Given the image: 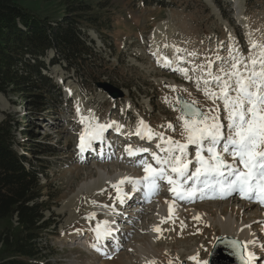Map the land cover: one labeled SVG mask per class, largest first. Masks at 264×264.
I'll list each match as a JSON object with an SVG mask.
<instances>
[{
    "label": "rangeland",
    "instance_id": "obj_1",
    "mask_svg": "<svg viewBox=\"0 0 264 264\" xmlns=\"http://www.w3.org/2000/svg\"><path fill=\"white\" fill-rule=\"evenodd\" d=\"M84 1L95 8L100 5L106 20L105 35L101 36L91 28L85 32L88 40L92 41H88V44L97 54L93 72L88 76L81 73L79 79L71 71H66L63 63L47 67L53 55L48 50L44 57L47 70L43 72L60 91V96L51 98L48 105L39 109L33 108L28 102L30 98L24 104L17 94L0 93V121L5 117L10 119L15 140L31 151L38 152L40 147L46 151L41 156V162H36V167L41 172V183L46 185L44 193L48 191L52 199L43 197L51 205L50 211L44 212L51 226L45 232L49 237L48 243L44 240L40 243L42 254L38 261L41 264H101V261L140 264L137 252L139 246H149L153 258L159 260L160 264H169L170 260L173 264H198V261L204 264L209 259L216 238L222 236L221 222L230 218L239 226L250 225L246 227V233L255 243L244 254L252 252L256 257L254 264H264V248L261 247L264 245V223H259L264 221V206L259 203L249 202L235 194L227 199H197L191 203H177L173 205L172 212L175 224L172 220L162 224L161 218L169 216V203L165 201H172L168 186L164 185L160 194L152 198L150 203L140 201L143 193H135L134 199L127 203L128 206L126 204L127 207L124 206L125 211L123 209L119 213L122 225L126 227V231L120 234L119 250H116L114 240L104 241L111 256L109 259L90 247L94 237L90 229L96 226V222L109 220L113 214H108L107 209L97 205L84 210L82 204L89 198V201H96L98 205L115 204L117 207L115 190L105 184L102 193L98 187L96 192L90 194L86 190L79 191L81 186L94 188L99 177H105L107 181L109 174L120 178L124 175H143L142 169L133 167L132 162L126 158L124 148L132 144L151 149L154 145L127 134L135 130L140 119L155 130H162L159 126L168 122L175 124L178 113L169 107L165 97L174 100L177 95H183L186 99L198 101L199 107L207 109L211 106L203 94L197 91L193 81L184 79L173 69L179 64L180 67L188 68L189 74L193 75L192 64L204 62L206 56L214 58L217 51L221 56H226L228 48L233 45L247 55L249 33L252 40L264 42V0H175V4L163 9L156 5L141 7L139 1L133 0ZM19 3L52 20L63 13L56 1L20 0ZM247 3L250 4L248 8ZM156 23L165 32L168 43L182 49L180 53L173 52V58L179 55L185 57V60L171 67L157 64V57L148 52L150 41L147 40ZM160 51L158 56L165 59L166 55L163 54L166 52L164 49ZM189 52H196L197 55L189 56ZM101 60L104 61L103 66H99ZM98 82H108L120 89L123 96L110 97L96 86ZM166 85H175L178 89L188 91L172 92ZM78 106L83 115H88V110H92L100 122L117 121L124 125L121 133L113 129L108 131L115 152L110 154L108 143L103 146V159L99 155L93 157L92 153L87 152L84 156V153L79 152V132L83 126L77 122ZM27 131L30 132L29 136L25 135ZM111 131L115 132V138ZM178 133L177 126L176 133L167 134L179 138ZM122 137L127 141L123 143ZM97 147L99 153L100 144ZM25 154L29 157L35 155ZM122 156L123 160L120 159ZM103 170L113 172L107 175ZM125 189L131 193L130 186L125 185ZM74 198H79L81 204L79 202L71 208L66 206ZM162 201L164 204L160 203ZM159 209L163 213L157 218ZM95 212L94 219H85L89 213ZM100 212L103 214H98ZM196 216L201 219H194ZM15 220L0 221V229L11 228L15 231ZM180 221L186 225L182 232ZM158 223L161 232H153L152 227ZM197 229L200 231L197 232ZM77 230H82L81 237L73 241L72 236L79 233ZM245 241L249 240L246 238ZM224 244L236 251L229 242ZM197 253L198 261L188 259Z\"/></svg>",
    "mask_w": 264,
    "mask_h": 264
},
{
    "label": "snow or ice",
    "instance_id": "obj_2",
    "mask_svg": "<svg viewBox=\"0 0 264 264\" xmlns=\"http://www.w3.org/2000/svg\"><path fill=\"white\" fill-rule=\"evenodd\" d=\"M248 36L247 55L233 45L228 48L226 56H221L217 51L214 58L206 56L204 62L192 64L193 75L189 74L188 68L180 67L179 64L173 69L184 79L193 81L197 91L203 94L211 106L207 109L199 107L198 101L186 99L183 95H177L174 100L165 97L169 107L178 113L175 124L168 122L159 126L162 130H155L143 119L137 121L135 130L127 135L152 142L154 148L140 145L133 147L131 144L125 146L124 152L131 159L132 166L142 169L143 175H124L116 182L106 181L115 190L118 203L126 202L128 193L125 185L131 187L132 193H143L144 201L149 203L167 185L172 201H165L169 203V216L161 218L162 224L168 220L175 224L172 217L174 204L191 203L197 199H227L235 194L264 206V42L252 40L251 33ZM173 48L176 53L182 51L174 45ZM188 55L195 57L197 53L189 52ZM183 60L185 57L179 55L174 60L165 58L162 66L170 67ZM157 63H161L159 58ZM166 87L172 92L188 91L178 89L175 85ZM77 113V122L83 126L78 144L81 154L95 150L94 145L97 143L103 144L109 129L121 133L124 128L117 121L100 122L92 110H88V115H83L78 106ZM177 126L179 138L167 134L176 133ZM107 147L112 150L110 142ZM98 155L104 158L103 149ZM120 159L123 160V156ZM104 191L101 189V193ZM91 203L107 209L108 214L115 212V204ZM94 218L95 213L85 217L88 220ZM194 219L200 220L201 217L196 216ZM113 223L105 220L90 229L94 233L90 247L109 259L111 256L104 241L114 240L117 251L120 247L119 240L113 235L118 230L112 227ZM180 223L182 232L186 225L183 221ZM153 231L160 233L161 229L154 226ZM228 242L236 249L242 264H253L255 254H244V250L255 241L241 243L231 239ZM261 247L264 248V245ZM198 256L199 253L188 259L198 261ZM176 259L179 260L178 257ZM147 264H155V261H148ZM169 264L173 262L170 260ZM204 264L209 262L204 261Z\"/></svg>",
    "mask_w": 264,
    "mask_h": 264
},
{
    "label": "trees",
    "instance_id": "obj_3",
    "mask_svg": "<svg viewBox=\"0 0 264 264\" xmlns=\"http://www.w3.org/2000/svg\"><path fill=\"white\" fill-rule=\"evenodd\" d=\"M44 1L58 2L63 9L61 16L52 20L24 7L20 0H0V93L17 94L24 104L30 98L28 102L39 109L60 96L43 72L47 70V51L53 52L47 67L63 63L66 71L80 79L81 73L88 76L93 72L97 59L86 30L91 28L103 36L107 29L100 5L95 8L84 0ZM133 1H139L141 7L156 5L161 9L175 4V0ZM45 152L41 147L38 152L23 147L15 140L10 119L0 121V221L16 218L17 223L15 231L0 229V264H41L40 243H48L45 232L51 226L44 212L50 211L47 200H52L48 191L44 193L46 185L36 167Z\"/></svg>",
    "mask_w": 264,
    "mask_h": 264
},
{
    "label": "bare ground",
    "instance_id": "obj_4",
    "mask_svg": "<svg viewBox=\"0 0 264 264\" xmlns=\"http://www.w3.org/2000/svg\"><path fill=\"white\" fill-rule=\"evenodd\" d=\"M147 40L150 41V46H149L148 52L150 54H152V55H153V53H156V55L155 56L153 55V56L155 58L157 57L156 61H157L158 58L160 59L161 63H159V64L163 65V63H164V59H162V58H160L158 56V53L161 52L160 49H164V51L166 52L165 54H163V55H166L165 58H168L169 60H174L173 57L175 56V53H173V52H175V49L173 48V46L171 44L168 43V41H167V39L165 37V32L163 30H160V28H159V23L155 24V26H154V28L152 30V33L150 34V36H149V38ZM165 45H168V47H165ZM173 65H175V63ZM111 172H113V171H108V170L105 171V170H103V173H106L107 175L109 173H111ZM109 177L110 178H108L107 181H112V182L117 181L120 178V176H118V175L110 176V174H109ZM105 184H108L105 181V177H99L98 180H97V183H94V185H93L94 188L90 187V186L89 187L88 186H81V188H79V191L80 190H86L87 194H90L92 192L94 193V192H96V187L103 189ZM131 194H133V193L132 192L131 193L128 192V196L125 198L126 201H127V199H129V196H131ZM169 196L172 197L171 195H169ZM68 200H70V199H68ZM89 200L90 199L88 198V200H85L84 202L82 201L83 202L82 207H83L84 210L87 209V208H90L93 205L91 203L92 201H89ZM79 202H80L79 198H77V199L74 198V200H71L70 203L69 202L66 203V206H68L70 208L71 207H75L76 204H78ZM130 202H131V200H129V203ZM80 204H81V202H80ZM118 204H119L120 208H122V206L124 207L123 204H120V203H118ZM128 204H127V206H128ZM125 205H126V203H125ZM126 207H125V209H126ZM166 208H168V207H166ZM122 210H118L117 212L112 213L113 215L111 217H109V221H114V218H116V216H118L119 213H122ZM197 212L200 213L199 210H197ZM162 213H163V211L161 209H159L157 211V218H159L162 215ZM198 213H196V214H198ZM231 213H233L232 210H231ZM95 214H96V212H95ZM98 223L102 224L103 222H96L95 225H97ZM235 223L236 222L234 220L230 219V218H226L225 220H223L221 222L222 235L223 236H232V237H234L236 239L241 240V242H245L246 238L249 241H251L248 238V235L246 233L247 232L246 227L242 226V225L239 226V225H237ZM116 226H117V223H113L112 224V227L114 229H116ZM155 226L159 227V223L156 224ZM153 227H152V231H153ZM240 229H243V230L241 231ZM78 232H79L78 234L72 236L73 237V239H72L73 241H75L77 239H80L81 234H82V230H79ZM113 235L117 239L115 233H113ZM253 246H254V243L250 244L249 246H247V249L244 250V251H247L249 248H252ZM149 250H150L149 246H139V249L137 251L139 253V263L140 264H147L148 261H155V264H160L161 262L159 260L153 258V254ZM101 264H113V263L110 262V261H101ZM253 264H254V261H253Z\"/></svg>",
    "mask_w": 264,
    "mask_h": 264
},
{
    "label": "water",
    "instance_id": "obj_5",
    "mask_svg": "<svg viewBox=\"0 0 264 264\" xmlns=\"http://www.w3.org/2000/svg\"><path fill=\"white\" fill-rule=\"evenodd\" d=\"M96 86L102 88L105 92L109 94L110 97L118 98L123 96V92L120 89L113 87L108 82H98ZM219 239L215 242V248H211V253L208 259L209 264H242L240 256L236 254V251H232L228 248V245L224 243L231 239H236L232 236H219ZM241 242L239 239H236ZM242 243V242H241ZM241 261V262H240Z\"/></svg>",
    "mask_w": 264,
    "mask_h": 264
}]
</instances>
